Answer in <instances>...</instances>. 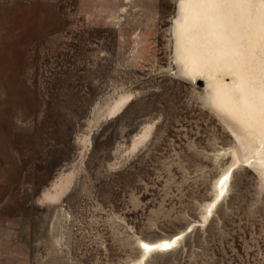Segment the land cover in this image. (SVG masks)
I'll use <instances>...</instances> for the list:
<instances>
[{
    "label": "rangeland",
    "instance_id": "374dc122",
    "mask_svg": "<svg viewBox=\"0 0 264 264\" xmlns=\"http://www.w3.org/2000/svg\"><path fill=\"white\" fill-rule=\"evenodd\" d=\"M178 4L0 0V264H264L252 165L203 218L237 141L178 70Z\"/></svg>",
    "mask_w": 264,
    "mask_h": 264
},
{
    "label": "bare ground",
    "instance_id": "6f19581e",
    "mask_svg": "<svg viewBox=\"0 0 264 264\" xmlns=\"http://www.w3.org/2000/svg\"><path fill=\"white\" fill-rule=\"evenodd\" d=\"M172 31L179 72L205 79V103L237 141L204 207L208 219L238 162L252 165L264 183V0H179ZM179 238L141 241L144 255L169 249Z\"/></svg>",
    "mask_w": 264,
    "mask_h": 264
}]
</instances>
